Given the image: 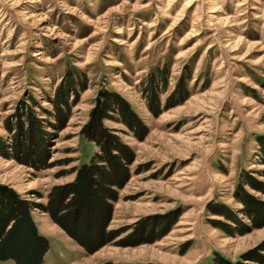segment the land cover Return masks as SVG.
Returning <instances> with one entry per match:
<instances>
[{
  "label": "rangeland",
  "instance_id": "rangeland-1",
  "mask_svg": "<svg viewBox=\"0 0 264 264\" xmlns=\"http://www.w3.org/2000/svg\"><path fill=\"white\" fill-rule=\"evenodd\" d=\"M102 90L145 126L102 119L133 150L107 225L121 232L87 253L34 206L41 264L253 263L264 223L229 216L249 223L241 190L264 201L247 181H264V0H0V183L44 202L70 180L98 149L82 125ZM16 122L29 152L39 133L40 166L13 153Z\"/></svg>",
  "mask_w": 264,
  "mask_h": 264
},
{
  "label": "trees",
  "instance_id": "trees-1",
  "mask_svg": "<svg viewBox=\"0 0 264 264\" xmlns=\"http://www.w3.org/2000/svg\"><path fill=\"white\" fill-rule=\"evenodd\" d=\"M100 93L82 125V132L95 141L98 149L87 161L72 167L74 174L70 180L52 184L45 194L44 202L32 200L11 186L0 183V260L11 259L14 264H41L48 241L38 231L32 218L30 211L34 206L46 212L50 219L87 253L111 241L121 232L119 228H108L107 225L118 189L129 177V163L133 159V150L111 128L102 124V119L106 117L116 119L117 116L108 112L115 110L119 120L135 130L134 133L138 137L144 133L145 126L122 98L106 90ZM61 102L67 106L66 98ZM56 107L59 111L56 110L55 118L63 124L67 111L63 113L62 109L57 105ZM17 126L19 132L14 133L11 143L13 153L19 154L20 159L28 161L35 167L40 166L46 156L43 154L39 133L34 142L37 149L32 153L28 147L30 129L27 126L22 127L19 123ZM37 132L36 128L31 138L33 133ZM247 181L251 186L264 190V181L252 176H249ZM237 196L243 204L244 214L249 219V223H246L230 214L229 217H232L230 219L240 227V231L264 223V201L244 190L239 191ZM228 210L224 207L221 213L228 216ZM164 229L166 228L161 231ZM262 251L264 239L259 242L258 247L246 251L245 255L248 256L247 259L254 261L251 264H264ZM214 263L231 264L227 258L218 255L214 256Z\"/></svg>",
  "mask_w": 264,
  "mask_h": 264
},
{
  "label": "crops",
  "instance_id": "crops-1",
  "mask_svg": "<svg viewBox=\"0 0 264 264\" xmlns=\"http://www.w3.org/2000/svg\"><path fill=\"white\" fill-rule=\"evenodd\" d=\"M31 212V215H32V211H30ZM32 218H33V215H32ZM34 220V219H33ZM34 222H35V220H34ZM35 224H36V222H35ZM36 227H37V225H36ZM38 229V231L39 232H41L42 230L41 229H39V228H37ZM42 232H44V231H42Z\"/></svg>",
  "mask_w": 264,
  "mask_h": 264
}]
</instances>
